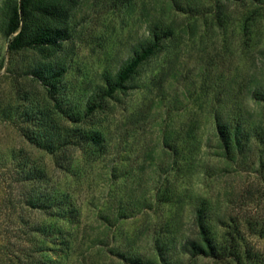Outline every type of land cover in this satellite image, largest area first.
<instances>
[{
	"label": "rangeland",
	"instance_id": "374dc122",
	"mask_svg": "<svg viewBox=\"0 0 264 264\" xmlns=\"http://www.w3.org/2000/svg\"><path fill=\"white\" fill-rule=\"evenodd\" d=\"M62 1L65 39L58 50L12 53L4 28L15 0H0V264H135L152 257L169 264H264L257 232L264 228V137L257 151L226 163L216 155L211 116L219 103L252 106L248 88L264 87V3ZM151 28L169 29L163 47L84 120L101 132L102 151L74 150L62 169L25 142L28 100L19 87H35L29 89L38 112L45 103L41 87H48L32 73L37 64L58 63L57 100L81 118L88 96L112 79ZM22 66L30 68L21 72ZM165 133L178 139L176 158L164 150ZM26 157L45 168L58 199L70 202V221L10 203L21 196L15 171ZM200 204L215 241L240 231L239 243H216L232 249L221 260L181 252ZM21 217L51 228L54 242L27 243Z\"/></svg>",
	"mask_w": 264,
	"mask_h": 264
},
{
	"label": "trees",
	"instance_id": "16d2710c",
	"mask_svg": "<svg viewBox=\"0 0 264 264\" xmlns=\"http://www.w3.org/2000/svg\"><path fill=\"white\" fill-rule=\"evenodd\" d=\"M226 1L264 3V0ZM63 11L59 0H15L9 6L4 28L5 36L9 37L8 51L17 53L31 48L40 53L47 50L55 53L65 39V30L61 23ZM33 18L38 19L34 24ZM168 34V28L162 31L156 28L149 29V38L139 45L132 56L126 59L112 76V79L104 87L95 88L88 96L81 118L68 115L65 107L57 100V83L62 72L58 63L37 64L32 73L34 76L43 79L44 84L48 87H41L45 95V103L43 110L39 112L34 110L38 105L32 99L34 93L29 89H35V87H19L23 89L21 99L28 100L27 108L23 112L24 128L26 129L23 133L25 142L52 156L55 165L62 169L69 165L74 150L99 148L102 151L106 145L101 132L87 128L84 124L85 118L102 110L108 99L113 98L118 92L126 88L125 84L136 74L138 68L163 47V40ZM29 68L22 66L20 70L27 72ZM248 94L252 99V106L232 105L228 107L224 103H219L211 112L216 155L226 163H233L241 158H246L248 154L254 153L260 145H263L264 87H249ZM50 101L54 102L53 106L50 105ZM254 106L258 109H255ZM11 108L8 103L5 105L4 116H9ZM53 109H55V113L58 111L64 116L55 119L49 114L54 112ZM177 140L175 135L172 136L167 133L162 137L164 150L174 158L182 154ZM14 157L16 158V155ZM27 159L26 157V162ZM26 162L15 171V181L18 182L19 188L22 190L21 196H19L18 202L10 199V203L21 204V206L52 219L63 218L70 221L74 214L73 210L70 209L71 204L68 201L58 199L53 185L49 184L45 168ZM20 220L25 224L27 243L54 242L52 238H55V233L51 228L39 222L30 223L24 218ZM195 222L194 233L185 237L181 244V252L188 254L191 258L206 256L221 260L229 256L232 249L230 245H217L216 243H239L238 233L240 231L228 232L222 242L215 241L210 226L205 220L203 204L196 208ZM257 232L264 237V228ZM134 263L169 264L157 259V257L136 260Z\"/></svg>",
	"mask_w": 264,
	"mask_h": 264
}]
</instances>
